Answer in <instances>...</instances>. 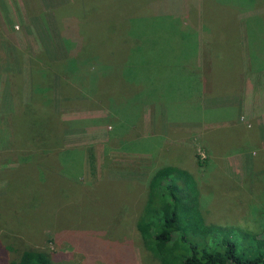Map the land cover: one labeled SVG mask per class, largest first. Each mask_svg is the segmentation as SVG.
I'll list each match as a JSON object with an SVG mask.
<instances>
[{
  "label": "rangeland",
  "instance_id": "1",
  "mask_svg": "<svg viewBox=\"0 0 264 264\" xmlns=\"http://www.w3.org/2000/svg\"><path fill=\"white\" fill-rule=\"evenodd\" d=\"M188 1L197 9L198 0ZM85 3L0 0V132L2 119L17 113L31 99L34 62L43 67L45 62H61L72 56L69 54L76 43L98 41L102 43L100 59L112 51L114 63L124 64L94 72L92 77L97 80L89 86L77 84V80L83 84L88 81L81 72L73 76V82L68 77H53L36 85L35 92L50 87V110L70 123L61 141L69 157L65 162L56 156L58 164L51 157V162L41 164L36 159L37 168L42 169L38 168L39 178H35L26 163L31 155L16 147H24L26 137L17 129L9 140L8 131L0 134V232L20 237L29 247L45 252L52 264H158L139 238L135 222L146 200L148 178L164 165L191 175L196 207L205 225L245 233L259 231L264 222L259 213L264 203V153L257 154L264 151V71H248L249 51L244 38L245 21L253 11L238 16L242 55L239 91L232 95L231 81V94L205 99L193 95V102L187 104L182 89L174 92L179 59H169V85L163 82L165 71L158 63L154 68V0H143L132 16L120 18L110 13L106 22L93 23L84 41L77 15ZM65 5L69 6L60 9ZM160 6H176L178 21L185 13L176 0H162ZM197 15L198 9L192 17L194 23L198 22ZM247 25H261L264 35V14L260 20H248ZM132 29L138 30L132 33ZM169 36L174 38L175 32ZM159 37L164 49L169 37ZM132 43H139L138 48ZM57 68L67 73L65 67ZM223 81L217 80L215 86ZM67 83L73 89L63 95L66 86L62 85ZM92 93L98 99L104 96L107 110L124 123L104 120L110 132L108 124L99 120L102 112L90 109L91 105L99 106ZM226 103L236 104V121L243 127L240 133L253 137L241 140V149L235 150V143L234 148L226 147L234 136L222 126L224 123L209 120L203 111L224 108ZM197 107L202 115L193 113ZM218 112L222 119L224 111ZM132 120L138 122L139 131L124 136L126 128H121L131 126ZM204 130H209V140L229 137L223 142L225 148L214 145V152L207 151L202 144ZM109 132L119 136L114 135L111 141ZM88 150L94 159L91 167Z\"/></svg>",
  "mask_w": 264,
  "mask_h": 264
},
{
  "label": "trees",
  "instance_id": "2",
  "mask_svg": "<svg viewBox=\"0 0 264 264\" xmlns=\"http://www.w3.org/2000/svg\"><path fill=\"white\" fill-rule=\"evenodd\" d=\"M198 2L201 14L200 25L194 23V18L192 19L197 10L194 5L191 6L188 0L187 3L185 2L186 15L180 19L181 22L178 21L179 18H175L173 21L163 19L165 21H160V24H154V35L164 36L166 39L169 37V43L163 44L164 49L161 48V42L154 43L159 44V50L162 53L159 55L158 64L161 70L165 71L164 77L166 78L163 82L168 84L166 70L169 69V59L172 57L179 59L174 79V92H180L182 89L187 94V104L193 102L191 100L193 95L196 98L205 99L222 97L231 93L235 95L234 91H239L242 55L240 18L238 16L245 11H253V14H250L245 21L244 38L249 51L247 69L254 73L264 71V35L260 33L263 27L261 25H247L248 20L261 19L264 14V0H198L196 5ZM176 3L179 6L178 0ZM67 6L69 5L60 9H65ZM176 9L178 8L175 6V17L177 15L175 14ZM110 13L117 15L118 12L88 10L83 7L77 15L80 20L77 27L82 40L91 31L93 23L106 22L105 16H109ZM80 18H83V21ZM87 18L91 21L85 20ZM116 19V17L113 18V20ZM58 25V29L62 27L65 29L64 26ZM174 27H177L176 31H173ZM134 30L137 31L138 29H132V33ZM170 32H175L174 38L169 36ZM70 35L74 36L73 33ZM202 41H204V45ZM132 44L138 48L139 43ZM177 46L179 48L175 49ZM165 47H169L168 51L171 54L166 51ZM73 48H75L74 52L69 54L72 56L69 58L66 56L64 61L45 62V67L37 61L34 62L32 68L33 90L30 101L23 103L17 113H9L8 116L6 115L7 117L2 119L3 121L1 120L4 127L0 134L8 131L7 140L12 139V134L16 132L24 135V138L26 137V140H23L24 147H16L23 153L31 155L30 161L26 163H29V168L34 170L35 178H39V171L42 169L41 166L38 167L40 170L37 168L36 159L40 164L44 161L49 162V157L53 158L52 160L56 161V164H58V159L65 162L68 159L69 150L63 149L61 141L67 126L70 124L50 110L52 103L47 96L50 87L45 86L44 89H38L35 92L36 85L53 77H62L63 79L68 77L73 82L75 81L73 76L81 72L80 74L87 76L88 81L83 84L81 80H77V84L89 86L90 83L97 80L92 77L94 72L102 73L110 68H122L124 66V64L114 63L116 59L112 51L107 52L105 59H100L102 43L98 41H90L87 44L86 41L85 43H76ZM199 51L200 54H198ZM165 63L166 68L164 69ZM58 65L65 67L67 73L59 70ZM55 70H58V73H55ZM216 78L218 81L224 80L217 87L215 86L217 80L214 81ZM231 81L233 82L232 92L229 88ZM62 86H66V92H63V95L72 92V84L67 83V85ZM37 92L39 95H36ZM206 93L209 96H206ZM42 95L43 97H41ZM38 97L40 99H37ZM92 97L96 98L94 93H92ZM103 98L104 96L99 99L96 98L99 100V106L94 104L90 106V109L102 112L101 115L103 116L99 120L103 122V125L106 124L104 120L119 123L122 119L107 110ZM219 110L224 111L222 119L218 118ZM203 111L209 120L224 123L222 126L230 132V135L234 136L232 137V140L235 138L233 141L225 143L226 145L229 144L226 146L229 149L234 148L235 144V150L241 149L243 148L239 144L241 140L253 138L250 137L249 131L245 128L244 130L248 134L242 135L240 133L243 127L237 124L235 107ZM193 113L201 114V111L197 107ZM228 122H232V124L227 125ZM123 123L122 120L121 124ZM137 123L136 120H132L131 126L121 128V131L126 128L124 136L135 133L137 135L139 131ZM108 126L110 127L109 124ZM15 129L18 131L15 132ZM109 130L111 132V127ZM208 131H203L205 132L202 143L204 148L207 151L215 148L214 145L225 148L223 142L229 137L220 141L216 138L209 140ZM110 132L109 139L114 141V135H119L110 134ZM120 142L118 141V143ZM243 142L250 144V141ZM251 144H254V139L251 140ZM89 149L91 150V148ZM211 151L214 152L213 149ZM87 153V162L91 167L94 162L93 155L89 153V150ZM261 153L264 151L257 152L258 155ZM56 156L58 159L55 158ZM146 190V200L142 213L135 222V229L158 264H264V222L260 225L259 231L247 233L205 225L196 207L194 181L185 170L174 166H161L151 173L147 180ZM263 211L264 203L260 205L259 209V213L264 219ZM0 264H52V262L45 252L29 247L20 237L8 232H0Z\"/></svg>",
  "mask_w": 264,
  "mask_h": 264
},
{
  "label": "crops",
  "instance_id": "3",
  "mask_svg": "<svg viewBox=\"0 0 264 264\" xmlns=\"http://www.w3.org/2000/svg\"><path fill=\"white\" fill-rule=\"evenodd\" d=\"M75 1L85 2V0H74V2ZM178 1H179V4L181 5V10L184 12L185 11L184 10L185 9L184 8V0H178ZM142 3H143V0H129V1L128 0H86L84 7L88 10H98V11H105V12H107V11L118 12L117 15L120 18H123L125 16V14L126 15L130 14L131 16L134 15L131 12L132 11H138L139 10L138 7H140V5H142ZM137 4H138V6H137ZM161 4H162V0H154V24H158V23L160 24V21H165L163 19H166L167 21H173L175 19V15H174L175 7L161 8L162 7V6H160ZM197 9L199 12L197 15V19H198L197 24L200 25V23H201L200 15L201 14H200L199 2L197 5ZM125 12H127V13H125ZM185 15L186 14L184 13L182 17H184ZM136 17L138 18V16H136ZM160 39L161 38L158 35H154V43L159 42ZM165 49H166V51H168L169 47H165ZM160 54H162V53L159 50V44H154V68L155 67L157 68L158 58H159ZM198 54H200V51L198 52ZM226 104H227V106H225V107H233L236 105V104H229V103H226ZM222 106H224V105H222Z\"/></svg>",
  "mask_w": 264,
  "mask_h": 264
}]
</instances>
